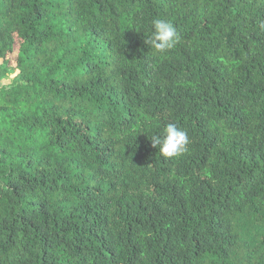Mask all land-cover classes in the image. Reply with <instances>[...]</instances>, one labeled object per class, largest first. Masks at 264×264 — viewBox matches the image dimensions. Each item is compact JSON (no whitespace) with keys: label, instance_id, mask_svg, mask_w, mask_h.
Masks as SVG:
<instances>
[{"label":"trees","instance_id":"1","mask_svg":"<svg viewBox=\"0 0 264 264\" xmlns=\"http://www.w3.org/2000/svg\"><path fill=\"white\" fill-rule=\"evenodd\" d=\"M0 60V264H264V0H0Z\"/></svg>","mask_w":264,"mask_h":264},{"label":"clouds","instance_id":"2","mask_svg":"<svg viewBox=\"0 0 264 264\" xmlns=\"http://www.w3.org/2000/svg\"><path fill=\"white\" fill-rule=\"evenodd\" d=\"M181 35L174 24L165 19H153L151 31L144 43L155 53H165L174 49L181 41ZM154 148H159L160 155L165 159H175L188 151L189 134L175 123L166 124L159 134L149 136Z\"/></svg>","mask_w":264,"mask_h":264},{"label":"rangeland","instance_id":"3","mask_svg":"<svg viewBox=\"0 0 264 264\" xmlns=\"http://www.w3.org/2000/svg\"><path fill=\"white\" fill-rule=\"evenodd\" d=\"M3 67L4 64L0 60V84L10 83L11 81L15 80L18 74L17 70H10L1 75V68Z\"/></svg>","mask_w":264,"mask_h":264}]
</instances>
